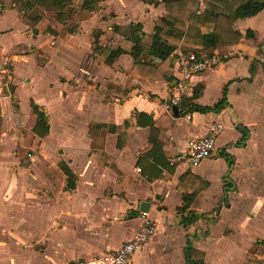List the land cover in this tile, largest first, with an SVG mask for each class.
<instances>
[{"label":"crops","instance_id":"1","mask_svg":"<svg viewBox=\"0 0 264 264\" xmlns=\"http://www.w3.org/2000/svg\"><path fill=\"white\" fill-rule=\"evenodd\" d=\"M201 2L203 9V0ZM7 11L0 8V18H3L1 13ZM165 12L163 0H105L93 12H85L87 18L79 24L76 33H69L63 24L57 23L58 34L34 35L27 23L30 31L28 47L33 46L34 66L42 76L37 78L38 83L24 82L25 87L32 84L31 91L36 88L39 95H28L29 114L33 117L31 133L37 136L33 131L36 122L31 106L33 99L44 107L49 117L50 131L45 137L50 136L67 145L70 156H88L81 174L74 169L73 162L61 159L77 175V186L68 209L69 212L72 209V217L64 220L63 228L57 233L50 234V237H56L49 241L55 249L47 253L44 264L50 259L55 264L65 258L69 259L67 264L83 258L91 260L109 248L119 247L141 226L140 206L144 201L150 203L148 212L150 216L154 215L151 217L157 230L149 243L133 255V264H154L153 255L160 250L173 252L177 238L182 247L180 264H187L184 250L188 236L193 245L204 252L208 264H250L247 254L264 262V244L259 243L264 240V9L234 20L236 29L244 34L251 30L254 34L243 37L236 44L205 48L198 36L181 39L173 52L200 51L222 57L220 66L192 77L184 103L192 100L199 105L213 106L222 98L227 86L230 106L218 113L200 112L188 111L183 103L178 116L160 106L175 85V62L172 82L159 79L150 84L131 73L134 59L130 53L121 54L109 65L93 50L96 31L100 33L101 45L121 46L127 51L131 48V40L114 31L116 24L141 23L142 40L150 43L156 21L164 17ZM9 17L18 21L12 15ZM4 26L0 27V36H3L1 28ZM201 30L204 34L210 33L213 25L208 23ZM37 53L39 56L44 53L45 65L38 64L41 57H36ZM149 59L156 64L159 62L158 58ZM15 89L18 105L14 112L11 108L9 116L14 114L16 121L23 124L26 113L21 110L20 86ZM106 92L118 97H114L118 102L107 100ZM195 92L199 94L194 96ZM8 97L10 95L3 97L0 103L5 117L8 114L3 104L5 99L10 102ZM136 111L147 112L158 119L163 153L174 159L186 148L190 138L206 135L211 122L224 123L217 141V152L196 166L176 160L172 171L166 168L161 177L152 178L145 172L151 159L138 163L139 156L148 146L152 129L135 124ZM187 113L190 118L186 117ZM126 120L134 127L124 136L122 146L117 144L116 133L98 126L121 124ZM235 123L245 126L249 136L245 137ZM16 133L22 135L19 131ZM241 139H244V145ZM224 150L232 155V166L225 158ZM27 161H21L20 165L28 168ZM93 161L101 163L100 172L92 169ZM87 171L101 176L81 184ZM104 172L111 175H104ZM189 172L209 184L195 197L191 206L197 214L204 215L192 224H184L182 213L177 210L183 204L177 185ZM10 175L4 165H0V221L12 213L11 205L19 200L6 195L9 186L15 188ZM50 217L54 215L50 214ZM16 236L13 235L10 243L0 239V264H26L23 257H18L20 242ZM96 252L100 253L94 254Z\"/></svg>","mask_w":264,"mask_h":264},{"label":"trees","instance_id":"2","mask_svg":"<svg viewBox=\"0 0 264 264\" xmlns=\"http://www.w3.org/2000/svg\"><path fill=\"white\" fill-rule=\"evenodd\" d=\"M105 0H0L1 9L17 7L20 13L27 18V23L33 30L34 35L38 34H58L54 21L64 25L69 33H76L79 22L74 15L78 11L93 12L101 2ZM166 6L164 17L156 21L155 32L150 43L142 40V24L131 23L127 26L116 24L113 29L115 32L122 33L127 39L131 40L132 46L127 51L123 47H112L107 44L101 45L99 31L94 32L93 50L99 53L106 64L112 65L121 54L128 52L134 59L131 73L146 82L153 84L159 79L172 82L175 79L173 66L176 60V47L183 37L198 36L202 39L205 48H216L220 44H236L245 36H254L253 31L248 30L245 34L234 27V20L252 16L264 9V0H203L204 8H201V0H163ZM37 8L43 9L46 13L34 14ZM202 9V10H201ZM213 25V31L202 33V26ZM208 55H213L208 53ZM158 58L156 64L152 59ZM10 75L13 74L11 64H8ZM253 70V69H251ZM10 76V77H11ZM5 76L4 81H7ZM10 86V89H9ZM15 85L5 83L3 92L6 95L14 96ZM199 92H195L197 96ZM33 112L36 114V122L33 127L34 133L39 137H45L50 131L49 117L44 107L35 100H31ZM230 106L227 99V86L224 88L222 98L213 106H203L192 100L184 103V108L188 111L200 112H221ZM183 110V109H182ZM135 124L138 126H150L152 132L149 137L148 146L139 156L138 163L143 160L151 159L146 173L152 178L161 177L164 170H173V165L178 162L177 158H169L164 155L162 142L159 139L160 122L158 119L143 111H136L134 114ZM100 127H107L109 131L118 136V146L124 143V136L134 127L129 120L121 124H99ZM230 166L233 164V157L225 150L223 152ZM27 161L26 163H28ZM173 163V164H172ZM59 167L63 171L66 182L65 190L73 191L77 186V175L65 160L59 162ZM208 181H204L193 172L183 176L177 187L182 193L183 204L177 208L182 213V222L192 224L204 214H197L191 208L195 197L208 186ZM226 201V200H225ZM218 210V209H217ZM264 244V240L259 241ZM185 258L187 264H208L205 261V254L196 248L191 239L187 238L185 245ZM250 264H264L253 254H247Z\"/></svg>","mask_w":264,"mask_h":264},{"label":"rangeland","instance_id":"3","mask_svg":"<svg viewBox=\"0 0 264 264\" xmlns=\"http://www.w3.org/2000/svg\"><path fill=\"white\" fill-rule=\"evenodd\" d=\"M11 2L12 0H7L6 3ZM4 9H8V11L2 12L1 16L3 18H0V27L6 25L1 28V31L3 30L4 32L2 33L3 36H0V103L3 97L6 98L8 96L3 92L5 83L11 82L15 87L20 86L18 95L21 110L26 113V122L23 124L19 121L17 122L14 114L11 117L9 116L12 113L11 108L13 112L15 111L18 105V98L16 100V98L8 97L10 102L5 99L3 105L6 114H8L6 117L2 112V105L0 104V165H4L6 170L11 173L9 177H11L12 184L15 187L11 189L9 186L6 195L7 197L15 196L19 199L14 201L15 205H11L12 213L9 212V216L0 221V239L10 243L13 235L17 234L16 237H18V241L20 242L18 257H23L22 259L27 261L26 264H44V258L48 259L47 253L55 249L49 241H54L56 237L55 235L50 237V234L57 233L59 229L63 228L65 224L64 220L72 217L70 214L72 209L70 212L68 209L70 208L71 199L74 197V192L65 190L66 177L58 164L61 159L66 158L69 162H73L74 169L81 174L84 169V160H87L88 156L85 158L77 155L70 156L68 146L63 142H57L50 136L40 138L31 133L30 127L33 117L29 114L31 107L28 102V95L29 93H37L36 96L38 97L39 95L35 91L36 88H33L34 91H31L32 84L28 83L25 87L24 82L32 80V82L36 83L37 78H42V76L38 75V70L34 66L33 55H31L34 52L33 46L28 47L30 45L28 37L30 31L27 26V18L16 7ZM46 12L40 8L33 11L34 14ZM11 15L14 19L18 20V23L9 17ZM74 17L80 22L79 24L87 18L86 13L83 11L76 12ZM7 23L10 25H7ZM57 23L54 21L55 25ZM13 44L16 45L15 48H12ZM22 45L25 46L21 47ZM42 55L36 54V57H41L38 64L45 65L46 58ZM8 64L12 65V76L7 67ZM6 75H9V77H7L8 79L5 82L4 78ZM106 96L107 100L118 102L114 100L115 96L111 92H106ZM55 121L53 118L54 125H56ZM17 131L21 132L22 135L18 136ZM65 153H68V155H64ZM69 157L72 159H69ZM26 159L29 160L30 164L28 168L20 165L21 161H25ZM101 161L103 162V158ZM93 163L92 169L94 172H100L101 163L96 164L94 161ZM104 175L109 176L111 174H105L104 172ZM99 176L96 173L87 171L83 174L81 179L83 182L81 184L89 183V181L97 179ZM16 184L19 186L16 187ZM6 202L9 203L10 200ZM50 214L54 215V217H50ZM151 216L154 217V215ZM4 225L5 227H3ZM174 245L173 252L160 250L155 256L153 255V263L180 264L182 247L178 238L174 242ZM99 253L96 252L94 254ZM68 261L69 259L67 258L62 261L57 260L58 264H67ZM47 264L55 263L50 259Z\"/></svg>","mask_w":264,"mask_h":264},{"label":"built area","instance_id":"4","mask_svg":"<svg viewBox=\"0 0 264 264\" xmlns=\"http://www.w3.org/2000/svg\"><path fill=\"white\" fill-rule=\"evenodd\" d=\"M176 80L177 82L171 88L170 95L167 99L160 102V106L170 112L177 107L180 113L183 103L189 92V82L193 76L209 71L222 64L220 55H208L200 51H182L176 52ZM186 117L190 118L189 113ZM224 123L213 121L209 125L206 135L192 137L188 140L186 148L176 156L180 162H187L191 166L200 164L204 159L213 156L217 152V141L221 131L224 129ZM173 164V163H172ZM141 168L138 167V171ZM141 226L136 229L131 237L124 241L117 248H109L102 255H95L91 260L87 258L78 259L70 264H133V255L142 250L156 234L157 226L154 219L148 211H141Z\"/></svg>","mask_w":264,"mask_h":264},{"label":"water","instance_id":"5","mask_svg":"<svg viewBox=\"0 0 264 264\" xmlns=\"http://www.w3.org/2000/svg\"><path fill=\"white\" fill-rule=\"evenodd\" d=\"M174 82L176 83L177 80L175 79ZM173 112H174V114H175L176 116H178V114H179V110H178L177 107H174V108H173ZM235 125H236V127H237L238 129H240L241 131H243V132L246 134L245 137L249 136V131H248V129H247L245 126H243V125L240 124V123H235ZM240 141H241V144H243V145L245 144L244 139H241ZM149 206H150V203L147 202V201H144V202L141 204V206H140V210H142V211H148V210H149Z\"/></svg>","mask_w":264,"mask_h":264}]
</instances>
